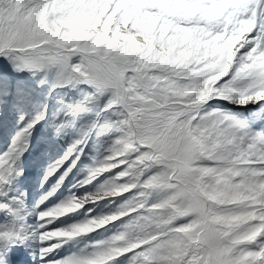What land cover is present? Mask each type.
<instances>
[{
	"label": "snow or ice",
	"instance_id": "6c2138e0",
	"mask_svg": "<svg viewBox=\"0 0 264 264\" xmlns=\"http://www.w3.org/2000/svg\"><path fill=\"white\" fill-rule=\"evenodd\" d=\"M0 264H264V0H0Z\"/></svg>",
	"mask_w": 264,
	"mask_h": 264
}]
</instances>
